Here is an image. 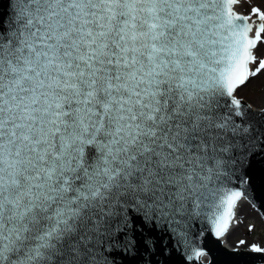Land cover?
Segmentation results:
<instances>
[{"label":"snow or ice","instance_id":"6c2138e0","mask_svg":"<svg viewBox=\"0 0 264 264\" xmlns=\"http://www.w3.org/2000/svg\"><path fill=\"white\" fill-rule=\"evenodd\" d=\"M5 3L0 264L207 256L239 203L255 206L264 108L237 93L264 72V11L237 12L240 0ZM242 246L264 252L241 239L234 254Z\"/></svg>","mask_w":264,"mask_h":264},{"label":"rangeland","instance_id":"374dc122","mask_svg":"<svg viewBox=\"0 0 264 264\" xmlns=\"http://www.w3.org/2000/svg\"><path fill=\"white\" fill-rule=\"evenodd\" d=\"M252 7H258L264 11V0H240V3L235 9L243 14H248ZM262 48H264V38H262L257 52ZM252 67L254 68L255 65H252ZM237 95L253 108H263L264 72L251 78L248 84L239 90ZM236 221H238V223L235 222L233 228L225 238V244L228 247L235 248L237 241L243 239L248 245L256 244L264 248V221L261 215L248 202L239 204ZM250 225L252 226L251 231L248 230ZM240 249L249 248L247 246H242Z\"/></svg>","mask_w":264,"mask_h":264},{"label":"water","instance_id":"95a60500","mask_svg":"<svg viewBox=\"0 0 264 264\" xmlns=\"http://www.w3.org/2000/svg\"><path fill=\"white\" fill-rule=\"evenodd\" d=\"M7 9V11H11L10 8L7 7L5 3L3 8H0V11ZM244 102V100H243ZM245 105L249 106L244 102ZM250 111L259 112L260 110H253L250 106ZM254 176H255V184H256V194L254 198L255 208L259 211V213L264 218V187L261 186L260 182V171L264 169V163L261 162V158L257 157L254 162ZM252 195V193H249ZM248 201V200H246ZM249 202V201H248ZM252 206L253 203L249 202ZM204 247L206 248L208 255L200 258L196 264H205V262H209L208 264H264V255L263 253H253L250 251L239 250V255L234 254L233 250H229L224 247L221 240H213L205 243ZM145 261L148 260V256H144ZM156 260H160V257H155ZM168 264H186L184 256L180 251H173L168 257ZM115 264H125L124 261L117 255L115 259Z\"/></svg>","mask_w":264,"mask_h":264},{"label":"bare ground","instance_id":"6f19581e","mask_svg":"<svg viewBox=\"0 0 264 264\" xmlns=\"http://www.w3.org/2000/svg\"><path fill=\"white\" fill-rule=\"evenodd\" d=\"M260 46V44L258 45V47ZM256 53H257V55L259 56V51L257 52V49L256 50H254ZM243 202V201H242ZM241 203V202H240ZM239 203V204H240ZM238 209V208H237ZM237 214V213H236ZM234 224H235V222H234ZM234 224H233V226H234ZM233 226L231 227V229L233 228Z\"/></svg>","mask_w":264,"mask_h":264}]
</instances>
